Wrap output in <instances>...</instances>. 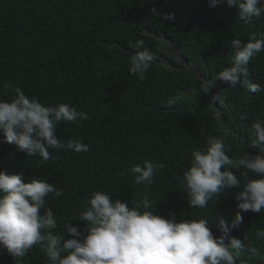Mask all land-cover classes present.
I'll return each mask as SVG.
<instances>
[{
  "label": "trees",
  "instance_id": "trees-1",
  "mask_svg": "<svg viewBox=\"0 0 264 264\" xmlns=\"http://www.w3.org/2000/svg\"><path fill=\"white\" fill-rule=\"evenodd\" d=\"M166 14L174 19H165ZM261 32L264 17L241 21L226 0L216 7H209V0H0V99L11 100V88L20 87L45 106L66 103L86 112L87 120L62 122L56 133L65 142L80 139L90 146L87 153L49 149L53 158L43 161L4 142L0 132V171L63 189V196L46 198V207L57 218L55 234L66 239L69 221L81 239L87 235L85 222L77 219L94 191L129 207L147 192L158 215L175 214L177 222L207 219L213 235L220 236L215 221L223 216L231 225L237 190L225 189L207 208H191L179 179L209 136L230 145V158L260 152L244 129L264 119V92L232 88L216 76L230 66L232 39L247 41ZM140 39L155 56L143 80L129 72L131 45ZM247 68L249 79L264 86V52ZM203 81L213 82L207 93ZM217 95L226 97L223 106L215 104ZM169 97L176 99L172 107L165 103ZM147 159L165 168L151 185H136L128 170ZM233 171L240 177L245 170ZM259 178L249 173V179ZM241 214L243 221L231 235L246 237L255 249L241 258L264 264V240L256 239L264 211ZM0 264H16L3 248ZM20 264L50 262L42 247L34 246Z\"/></svg>",
  "mask_w": 264,
  "mask_h": 264
},
{
  "label": "clouds",
  "instance_id": "clouds-1",
  "mask_svg": "<svg viewBox=\"0 0 264 264\" xmlns=\"http://www.w3.org/2000/svg\"><path fill=\"white\" fill-rule=\"evenodd\" d=\"M225 0H209V7H216ZM229 7L238 9L241 21L264 17V0H226ZM157 17L160 13L151 10ZM165 19H174L166 14ZM143 39L131 45L135 53L130 57V74L143 80L155 59L144 46ZM233 54L230 66L220 71L216 80L249 93H262L264 86L249 79L247 65L253 57L264 52V32L259 37L243 41L231 40ZM212 83L203 81L205 93ZM8 89L10 86H3ZM11 100L0 99V132L4 142L14 144L27 156H38L43 161L52 159L49 149H68L87 153L90 146L80 139L66 142L58 138L56 130L60 123H79L87 120L88 114L75 107L60 103L45 106L36 97H29L20 87H13ZM221 106L226 97H214ZM168 107L176 103L174 97L165 102ZM251 137L253 147L260 148L256 155L247 153L239 158L227 154L231 147L217 136H209L203 150L193 151L190 166L183 172L179 182L187 189V200L191 208H207L208 202L235 189L238 211L231 225L223 216L216 224L220 236H214L207 219L177 222L175 214L165 218L153 211L156 201L145 192L132 207L127 201L113 200L104 191H94L82 205L78 215L85 222L87 235L81 239V231L65 225L67 236L55 234L57 218L51 207H46V198L52 194L64 195L46 180L26 181L21 174L0 171V248H3L20 264L34 246H41L50 264H247L241 258L243 252H255L243 240L231 235L238 228L241 213L264 211V119H257L244 129ZM165 168V164L147 159L136 164L130 171L136 185H151L154 174ZM243 171L238 177L233 169ZM249 173L259 179H249ZM257 240H264V228L256 232Z\"/></svg>",
  "mask_w": 264,
  "mask_h": 264
},
{
  "label": "water",
  "instance_id": "water-1",
  "mask_svg": "<svg viewBox=\"0 0 264 264\" xmlns=\"http://www.w3.org/2000/svg\"><path fill=\"white\" fill-rule=\"evenodd\" d=\"M215 104L217 105V101H215Z\"/></svg>",
  "mask_w": 264,
  "mask_h": 264
}]
</instances>
